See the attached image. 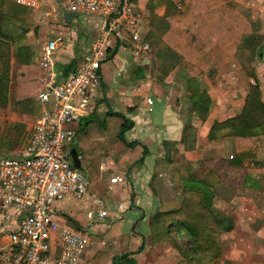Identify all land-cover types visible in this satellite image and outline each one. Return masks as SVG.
<instances>
[{
    "label": "crops",
    "instance_id": "obj_1",
    "mask_svg": "<svg viewBox=\"0 0 264 264\" xmlns=\"http://www.w3.org/2000/svg\"><path fill=\"white\" fill-rule=\"evenodd\" d=\"M156 1L131 0L135 12L142 18V34L148 30L144 16L152 10L159 16L165 13L163 4L152 9ZM235 1L252 22L253 30L264 34V0ZM7 11L12 17L25 19L36 12L37 18H46L42 10L14 2L9 3ZM78 17H73L69 26H65L59 15L47 17L56 24L49 30L51 38L47 39H61L55 51L59 79L76 69L99 30L100 17L83 14ZM28 29L24 42L34 46L36 37ZM37 60L38 47L34 62ZM11 64L16 67L15 61ZM195 66L199 74L175 69L160 82L151 78L147 58L134 55L133 49L121 41L112 43L107 60L100 67L102 84L94 101L95 110L88 116L103 119L105 136L114 137L120 130L122 117L108 112L124 115L133 123L123 133L124 141H138L146 146L148 153L143 161L125 173L117 168L113 159L123 141L108 146L99 170L100 179L107 186L103 198L98 196L109 207L104 221L87 225L85 212L92 207L87 198L67 197L59 203L63 213L89 236L82 254L84 264L106 246L111 248L113 256L105 264H121L124 254L126 264H168L167 252L176 259V264H180L181 257L175 248L150 244L149 218L160 209L177 207L182 187L197 181L211 168L220 179L212 189L213 206L231 219L233 228L223 231L219 225L213 224L219 232L222 256L209 264H264V145L257 154L262 163L260 168H232L227 166L232 154L231 140L222 137L227 129L218 131L219 138L215 141L209 142L207 138L214 123L237 116L244 106L245 89L232 90L239 65L232 55L214 44L195 62ZM255 66L264 86L263 60L258 58ZM197 92L206 93L211 101L204 120L193 109L192 99ZM37 104L41 109L42 106ZM86 117L72 125L75 131ZM185 125L191 129L182 141ZM86 164L81 159L85 172ZM117 174L124 175L123 181L111 184L110 177ZM89 191L94 193L91 189ZM120 203L126 209L118 215L117 205Z\"/></svg>",
    "mask_w": 264,
    "mask_h": 264
},
{
    "label": "trees",
    "instance_id": "obj_2",
    "mask_svg": "<svg viewBox=\"0 0 264 264\" xmlns=\"http://www.w3.org/2000/svg\"><path fill=\"white\" fill-rule=\"evenodd\" d=\"M9 3V0H0V16L6 22L4 28L0 27V103L7 102L12 93L13 103L19 105L41 90L40 78L44 71L34 62L36 48L24 42L29 30L25 19L10 16L7 11ZM159 4L166 6L163 16L154 14L152 10L143 17L148 24L144 40L150 48L146 57L151 78L163 82L175 69L199 74L195 62L214 44L232 55L239 65L232 90L244 88L245 103L237 116L214 123L207 138L209 142L215 141L219 138L217 132L227 129L222 136L231 140L232 154L227 166L260 168L262 163L257 154L264 145V86L258 78L255 61L261 58L264 63V34L253 30L252 22L235 0H158L153 2L152 9ZM8 23L14 28L8 29ZM121 42L135 48V42L125 30L122 31ZM11 57L16 61L14 68ZM212 83L216 85L215 81ZM192 105L204 120L211 101L206 93L197 92L193 95ZM108 114L122 117L116 136H105L104 120L88 116L81 120L70 146L87 162L84 172L88 188L101 198L107 186L99 176L100 161L110 144L123 141L113 159L117 168L125 173L143 161L148 153L142 143L124 141L123 133L133 125L130 120L120 113ZM189 129L190 126H184L182 141ZM219 180L211 168L197 181L184 185L177 207L160 209L149 218L151 243L171 242L185 264H209L219 260L222 245L213 224L219 225L223 231L233 228L231 219L213 206L212 189ZM64 222L73 229H79L69 216L64 215ZM112 256L111 248L106 246L86 264H105ZM125 256L122 255L121 264H126Z\"/></svg>",
    "mask_w": 264,
    "mask_h": 264
},
{
    "label": "built area",
    "instance_id": "obj_3",
    "mask_svg": "<svg viewBox=\"0 0 264 264\" xmlns=\"http://www.w3.org/2000/svg\"><path fill=\"white\" fill-rule=\"evenodd\" d=\"M20 6L42 10L44 16L78 13L101 18L99 30L76 69L59 79L55 51L60 38L38 46V65L44 71L35 96L42 106L30 127L25 146L0 159V264H84L89 236L64 222L59 203L67 197L87 198V225L102 222L108 203L89 191L81 166L73 165L69 151L76 138L73 124L95 110L101 87L100 67L112 43L125 30L135 42L133 53L146 57L150 50L141 33L142 18L131 0H14ZM63 22V18H62ZM124 175L110 177L111 184ZM118 215L125 211L117 205ZM120 218V217H118Z\"/></svg>",
    "mask_w": 264,
    "mask_h": 264
},
{
    "label": "rangeland",
    "instance_id": "obj_4",
    "mask_svg": "<svg viewBox=\"0 0 264 264\" xmlns=\"http://www.w3.org/2000/svg\"><path fill=\"white\" fill-rule=\"evenodd\" d=\"M9 2L13 3L14 0H9ZM37 16L38 15L36 12L33 15L30 14L29 16H25L26 24L32 30L36 37V41L34 44L36 50L39 42H41L43 39L51 38L49 30L56 25L47 17L44 19H39L37 18ZM78 18L81 19L82 16ZM5 26V19L0 16V27L4 28ZM7 27L8 29L14 28L10 23L7 24ZM11 61H15V58L11 57ZM14 67L12 66V68ZM10 96L11 97L7 102L3 104L0 103V159L15 156L21 151V149L25 146L31 124L36 119L40 111V108H38V104L34 96H31L29 100L22 101V104L19 105H15L13 103L12 93L10 94ZM2 143L7 144V146L3 145ZM71 148L72 147H70V149ZM150 244L155 245L151 242ZM160 244H165L167 246H172L173 248H175L171 242H163ZM176 253L179 254L177 250ZM165 256L169 260L168 264H176V259L172 257V254L170 252L165 253ZM179 256L181 257L180 254ZM180 264H185L182 257Z\"/></svg>",
    "mask_w": 264,
    "mask_h": 264
},
{
    "label": "water",
    "instance_id": "obj_5",
    "mask_svg": "<svg viewBox=\"0 0 264 264\" xmlns=\"http://www.w3.org/2000/svg\"><path fill=\"white\" fill-rule=\"evenodd\" d=\"M78 15H79L78 13H64L62 15V18H63V22H64L65 26H69L71 19L73 17H75V18L78 17ZM69 154H70V157L72 159L73 165L75 167L79 168L80 167V159L78 157V153H77L76 149L72 147L69 151Z\"/></svg>",
    "mask_w": 264,
    "mask_h": 264
}]
</instances>
